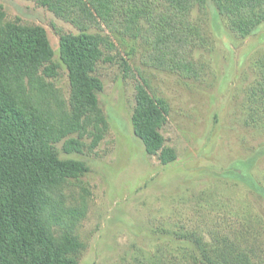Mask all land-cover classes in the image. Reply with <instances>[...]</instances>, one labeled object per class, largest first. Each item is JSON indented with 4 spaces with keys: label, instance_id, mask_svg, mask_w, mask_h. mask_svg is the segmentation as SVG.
<instances>
[{
    "label": "trees",
    "instance_id": "trees-1",
    "mask_svg": "<svg viewBox=\"0 0 264 264\" xmlns=\"http://www.w3.org/2000/svg\"><path fill=\"white\" fill-rule=\"evenodd\" d=\"M33 1L78 30L60 36L71 91L67 97L55 82L60 65L45 27L8 20L0 8V264H80L85 249L80 229L91 191L77 183L90 166L61 158L56 144L63 142L66 153L92 152L109 132L96 70L115 49L110 33L140 36L149 45L147 63L200 78L205 67L194 49L210 39L194 19V8L204 10L212 2L232 32L248 37L264 23V0ZM249 99L264 105V70ZM170 111L168 100L152 94L141 74L134 132L163 164L178 159L162 133ZM254 160L241 161V167L248 164L242 177L264 193L247 171ZM246 220L216 219L209 233L183 226L175 236L187 246L161 264H264V226L255 231Z\"/></svg>",
    "mask_w": 264,
    "mask_h": 264
},
{
    "label": "rangeland",
    "instance_id": "rangeland-1",
    "mask_svg": "<svg viewBox=\"0 0 264 264\" xmlns=\"http://www.w3.org/2000/svg\"><path fill=\"white\" fill-rule=\"evenodd\" d=\"M0 8L8 20L45 27L60 65L55 82L69 97L60 36L78 30L33 0H0ZM193 17L210 39L194 49L205 67L202 77L153 66L146 61L144 38L111 32L115 49L96 70L104 85L98 95L109 132L92 152L66 153L63 142L56 144L61 158L90 166L77 183L91 191L80 229L85 243L80 264H161L187 246L175 232L185 226L209 233L216 219L238 223L247 218L254 230L264 226V193L244 182L248 164L239 166L255 157L247 171L264 192V105L249 99L264 70V23L241 37L212 2L204 10L195 7ZM141 74L150 92L170 103L162 133L178 152L174 162L161 163L134 132Z\"/></svg>",
    "mask_w": 264,
    "mask_h": 264
}]
</instances>
